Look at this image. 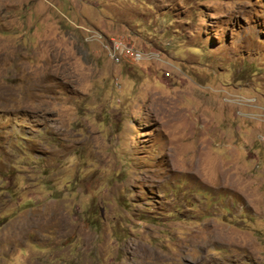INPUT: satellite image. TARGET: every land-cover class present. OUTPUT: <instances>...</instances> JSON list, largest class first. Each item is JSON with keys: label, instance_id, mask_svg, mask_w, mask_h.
<instances>
[{"label": "rangeland", "instance_id": "rangeland-1", "mask_svg": "<svg viewBox=\"0 0 264 264\" xmlns=\"http://www.w3.org/2000/svg\"><path fill=\"white\" fill-rule=\"evenodd\" d=\"M0 264H264V0H0Z\"/></svg>", "mask_w": 264, "mask_h": 264}, {"label": "built area", "instance_id": "built-area-1", "mask_svg": "<svg viewBox=\"0 0 264 264\" xmlns=\"http://www.w3.org/2000/svg\"><path fill=\"white\" fill-rule=\"evenodd\" d=\"M114 50L120 51V53H123L124 52L123 45L120 43H115L114 41ZM137 55H141V54L139 52H136L135 54H133L134 60H137Z\"/></svg>", "mask_w": 264, "mask_h": 264}]
</instances>
